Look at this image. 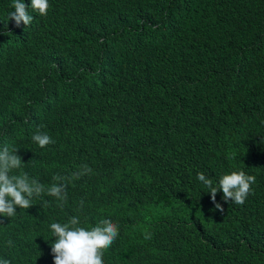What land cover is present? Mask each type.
Wrapping results in <instances>:
<instances>
[{
  "label": "trees",
  "instance_id": "16d2710c",
  "mask_svg": "<svg viewBox=\"0 0 264 264\" xmlns=\"http://www.w3.org/2000/svg\"><path fill=\"white\" fill-rule=\"evenodd\" d=\"M12 3L0 149L18 148L13 174L45 188L65 177L67 202L0 217V260L54 264L50 225L76 216L119 224L104 264H264V0H48L28 27ZM37 131L55 143L40 148ZM241 170L252 192L243 205L218 192L220 213L197 175Z\"/></svg>",
  "mask_w": 264,
  "mask_h": 264
},
{
  "label": "clouds",
  "instance_id": "9594fccd",
  "mask_svg": "<svg viewBox=\"0 0 264 264\" xmlns=\"http://www.w3.org/2000/svg\"><path fill=\"white\" fill-rule=\"evenodd\" d=\"M14 11L9 13V19L14 21L16 27L23 24L28 27L32 24L34 17L29 9L39 16H47L50 5L48 0H31V5L24 0H13ZM33 142L40 148H45L49 144L55 143L51 136L37 131L32 136ZM18 148L5 145L0 149V217H13L17 214V208L29 209L34 205V200H43L45 196L55 197L58 201L67 202V182L66 178L60 175L53 177L51 186L45 188L35 178L29 176L27 172L13 174L24 164L22 158L17 154ZM92 169L85 166L81 171L73 173L75 179L91 173ZM197 179L208 189L211 202L214 208L220 213L224 212V207L217 202L218 192H222V200L225 203H235L243 205L247 197L252 192V185L256 182L254 175H248L244 171H233L223 175L217 185L204 173H198ZM84 201H80L82 208ZM0 222H3L0 220ZM78 217H71L67 223L54 222L50 225L55 241L51 243V253L54 264H104L103 255L115 242L119 236V224L113 223L109 219L101 220L91 228L80 226ZM151 233H143L145 240L151 239ZM11 245L12 241L9 240ZM0 264H11L7 259L0 260Z\"/></svg>",
  "mask_w": 264,
  "mask_h": 264
}]
</instances>
